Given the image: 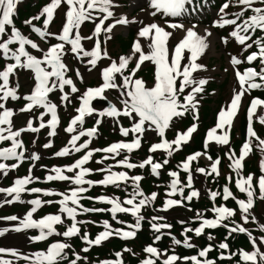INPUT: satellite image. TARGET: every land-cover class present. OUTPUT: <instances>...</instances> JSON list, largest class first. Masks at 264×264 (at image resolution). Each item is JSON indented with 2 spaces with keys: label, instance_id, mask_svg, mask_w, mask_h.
Wrapping results in <instances>:
<instances>
[{
  "label": "rangeland",
  "instance_id": "rangeland-1",
  "mask_svg": "<svg viewBox=\"0 0 264 264\" xmlns=\"http://www.w3.org/2000/svg\"><path fill=\"white\" fill-rule=\"evenodd\" d=\"M26 0H0V54L5 56L7 58V62L4 66V68L0 69L1 71V77L3 79V83L0 86V98L3 99V103L1 104L2 106H5L1 108V121H5L3 124L0 125V143H1V136L4 134L5 131L9 132V135L12 136V139H14V142L10 147H2L0 148V157L4 159L3 164L5 166H8L6 161L11 162V163H16V152L20 148L21 144V137L23 134L20 133V131L24 128H30L33 129L34 132L36 133L35 135H32L31 140H34L37 136L38 138H41L43 140L44 145L42 144H34L32 145L33 150H38L37 152H32L29 153L30 156L24 158L25 162L29 161L31 159H35L36 161H41L42 158H45L42 160L41 164H37L36 166L35 163L32 161L31 164L27 166V168L22 167L18 172L15 168H12L15 173L18 175L17 177H20L23 175V172H26L27 170L32 168L31 175L24 178L26 185L29 186L30 182L35 179L36 171L42 168H47L50 167L52 164L51 162V157L53 154H49L48 152L45 151L47 148L53 147L55 144L53 142L54 137H59L58 141L60 140V145L58 146V151L54 153V157L58 156H66V155H77L78 158L89 155L92 157L93 152L91 150H88L87 147L81 149L78 153L76 150L77 147V140L76 139V132L80 131V126L82 125V122H77V114L78 110L81 107V104L79 102L83 99L86 93V89L82 87L77 86V82L83 83L86 85L89 83L91 80L93 82H97L96 85L99 84H104V80L102 77L103 69L108 67L111 64V61L113 60L117 64V70L113 73L115 74V80L113 81L112 79V88L110 89L111 93H116L117 96V101L120 103L121 106L123 107H118V111L115 113L112 106H109L104 108L103 111L101 112L100 110H97L93 106L92 110L89 109V106H85L84 110L85 112L82 113L84 114V118H92L96 120V118H101L106 117L107 120L109 121H104L101 125V134L103 133L106 142L114 140L116 138L114 136L115 132H118L119 129H121V124L125 127H130L129 129L124 128L122 131H126L124 133H127L126 135L128 136L129 134H132L135 136V138L132 140L131 143L129 144H121L120 150H126L128 151H135L137 149V146H135V143H138V139L141 138L142 136L148 134V138L152 141H155L158 139V137L162 134H164V131L169 128L171 123L173 122L174 118L179 115L180 113H183L188 106H193L196 108L197 103L196 100L199 97H206L205 94L202 96L204 91V86L208 84L210 80H217L219 83L223 80H225L224 83V88L222 89L221 87L219 90H214L212 92V98L215 100V103L212 102L210 103L211 106H214L216 111H218V119L222 116L224 113L228 102L232 98V90H231V83L232 79L234 76V62L230 61L229 59L233 60L237 58L240 62H243L246 60V57L244 56V49L245 47L238 42V40L231 38V34H233L236 30H239L241 36L240 38L237 37L238 39L241 40V43L248 44L246 48H251L252 44H250L249 41H252L253 37V29L257 28L264 31V5L259 7V9L255 10L254 14H251L249 16H244L245 13L249 10L248 6L251 4H248L244 7L242 4L241 7L238 10H233V9H228L226 8L227 5L225 3L226 0H220L219 4L213 6V8L210 7L209 4L206 3L209 2V0H193L195 3L194 7L192 6L193 2H188L187 7L191 11H189L186 8L179 7L181 3L178 5H174L173 1L174 0H158L163 6H166L165 9H159L160 6H156L151 8V2L155 0H110L111 2L107 4L105 7L110 9L112 11L111 14H108L106 10L103 8L104 5L101 3V0H85L82 2V0L77 1V6H78V11L80 10V13L76 14L75 18L71 14L70 17H72L71 20V25L73 26L72 29V34L70 35V38L66 37V34L64 35H48L45 33L40 32V28H45L47 25H50L52 29H55L56 32L61 33L62 28H63V23L65 22L64 20L68 18V13L70 11V6L68 4H71L70 0H62L63 2V7H62V14L60 13L57 16H51V14L48 11V8L43 11V14L46 15L47 19L44 24H42V27H36L34 26L35 24H39L37 22L36 18L32 19H27L25 24L29 27L27 29V32L22 30L21 26L18 28L15 25H12V19L16 17V12H17V7L20 6L23 2ZM52 1H50L51 4ZM179 2V0H178ZM199 2H202V5L204 6V10L202 9L203 7ZM235 2L233 0H228V4H234ZM255 3V2H254ZM43 2H40L38 4V7L41 6ZM67 4V5H66ZM115 4H120L123 9L119 12L121 16H128L129 14L134 17L137 15L140 11L142 10H150L152 12V15L154 14V18L156 21L163 23L165 25V36H169L173 32L172 26L168 24L169 19L168 17H171L173 14H176L175 12H178V9L182 16L177 17L180 22H173V23H182L185 26H189L187 24L189 23H184L186 21L190 22L192 19L193 20H198L196 18L198 13L193 12L192 8L195 7L197 8L196 11H199L200 18L204 17V11H207L208 15V21H199V23H196L199 28H197L198 32H201L200 27L202 28H209L210 25L216 24V23H222L228 20L229 18L232 17H237L240 16V19L235 23V30L232 32L234 26L232 24L230 25H225L223 27H219L216 29V32L220 37L222 38V43L219 42V38L216 37L214 39V48H211L210 46H204L203 49L199 53L198 57V62L200 64H205L208 65L209 63V68L212 71L211 75L203 74L202 72H195L192 75H187V73H184L185 67L189 64L188 59L184 60V64L182 66L183 72L178 75V81L182 85V89H185L184 93V100L183 97L181 96V93H177L179 90L177 88L174 89L172 85V78L170 79L168 76H161L163 79V84H164V93H161L160 91H156V83L153 84H148V83H141V82H136L135 80L127 79L124 78V71H128L129 64H133L136 62V60H128V54L130 53L131 50H126L125 54H122L119 46V42L123 43V41L119 38V42L117 41V35L119 36H127V34L130 31H135V35L137 34L138 26L141 24H148L147 20H142L141 22H133L131 25H129L128 28H121L120 31H118L115 28V23H116V14L114 11ZM99 7V8H96ZM199 9V10H198ZM90 12L96 11L100 12L101 15H105V31L102 32V38L104 39V44L106 45V51H104L101 55L97 54V52H94L93 45L90 43H87L85 40L86 38L84 35H82L83 32V21L86 19L88 16V11ZM210 14V15H209ZM98 16V15H97ZM157 16H160V18H157ZM195 16V17H193ZM28 18V16L26 17ZM100 18V16L95 18V21H97ZM205 20V19H204ZM183 21V22H182ZM159 23V25H160ZM19 24V23H18ZM34 24V25H33ZM55 24V25H54ZM194 24V25H196ZM20 25V24H19ZM35 29L37 32V37L38 40H31L32 36V30ZM38 29V30H37ZM136 29V30H135ZM86 32H91L92 31V23H88L85 26ZM183 30V29H180ZM185 32V30H184ZM215 36L217 34L215 31H213ZM182 34V33H181ZM185 34V33H184ZM32 35L36 38V36L32 33ZM22 36L27 40V42H24ZM254 38V37H253ZM264 38V35L261 38H254V44L258 45V54L263 55V50H264V43L261 44L260 42ZM152 39V38H151ZM40 40H46L49 42V45H54L58 46L60 45L59 43H62L65 45V43L68 44L69 48H64L62 49L61 47H56L54 50V53H51L53 55H50L49 49L45 48L39 41ZM153 40V39H152ZM31 46V48L36 52V56L38 58L43 59L41 62H38L39 66H42V70L46 73H52L53 72V67L51 64V61L54 62L55 60H49V55L50 58L55 59V56L58 55V60L62 66V69L64 70V73L66 74V81H61L59 78L52 76L50 77L48 82V85L45 87V89H51L54 88L53 92H58L59 94L56 95L58 96V103L61 106V104H65L66 100L68 97V106L69 108H64L61 113L63 116L68 115L72 117V128L69 127L64 128L62 126L57 127L55 131H53V126L55 124L50 125L51 120L53 118V114L55 113L54 110H52V102L50 100H46L44 103L37 105L35 103V98L34 95L36 92L40 91L37 86H39V82L36 81L35 72L37 73V67L36 63H30L29 62V57L32 58L26 51H24L25 46ZM13 46L14 48L11 49L10 47ZM72 47V48H71ZM174 47H176V44H174ZM224 50V51H223ZM137 51L141 54L143 51L139 48ZM72 53L71 55H74V58L68 56V54ZM17 56L22 57V62L20 64L19 69L22 71V73H11L9 71V68H11V64L14 63V60L17 58ZM70 57V60L72 62L68 61ZM155 57V56H154ZM154 57H147L148 59V65L150 64H156V58ZM151 58V59H149ZM247 61V60H246ZM135 64V63H134ZM55 67V65H54ZM208 67V66H207ZM256 67L260 69V61L256 63ZM156 67L154 66H148L143 68L139 73L136 74V77L141 79V80H148V81H155L157 77V71L155 69ZM77 70V71H76ZM237 70V69H236ZM248 70V68H247ZM252 70V75H256V72L253 69ZM244 74V71H243ZM132 72L127 75V77H131ZM76 77V78H75ZM249 80L247 79L245 81L248 82ZM119 82V83H118ZM83 86V85H82ZM18 88V89H17ZM44 89V90H45ZM181 89V88H180ZM222 89V90H221ZM19 90V91H18ZM57 90V91H56ZM18 91V92H17ZM19 93V94H17ZM56 97H53V100L56 102ZM153 97V101L155 103V110L158 115H160L162 118H164L165 121V126L162 128L158 121L154 119L151 115H149L145 111V107L148 106L150 98ZM18 99V100H16ZM250 99V94L247 92L246 98L244 99L245 102L247 103L248 100ZM99 100V99H98ZM204 100V99H203ZM12 101V102H11ZM16 101V102H14ZM21 101V103L19 102ZM26 101H30L31 103H26ZM9 102V103H8ZM125 102V103H124ZM179 102V103H178ZM183 102V103H180ZM8 103V104H7ZM245 103V104H246ZM127 104V105H126ZM140 104V106H138ZM44 105V106H43ZM204 103H200V106H203ZM231 103L228 105L230 106ZM128 106V108L126 107ZM64 107V106H63ZM128 109V113L125 112L123 108ZM41 108V109H39ZM59 108V107H58ZM213 108V109H214ZM175 110V111H174ZM207 108H202L199 113V120H198V125H199V132L200 131H206L208 130V125L209 123H206V119L210 117L212 114L211 111H209L208 115H206ZM244 110V109H243ZM37 111V114L35 113ZM123 111V112H122ZM243 112V111H242ZM241 113V111H240ZM240 113L237 116V121L234 122L232 127H230L231 132L236 131L238 132V129L240 127ZM70 114V115H69ZM242 114V113H241ZM256 117H258L260 120H264V109L262 107H259L255 113ZM121 115H131V117H122V123L121 122H116L118 118ZM176 115V116H175ZM215 117L217 116V113L214 111ZM12 118V119H11ZM63 121V120H62ZM114 121V122H113ZM64 123V122H63ZM68 123V122H67ZM87 123V122H86ZM85 123V124H86ZM97 123V122H93ZM46 124L47 127L41 130L40 132L41 135H37V132L40 130L39 128ZM101 124V123H100ZM143 124V125H141ZM4 126V127H3ZM219 127V122L217 121L216 127ZM75 127V128H74ZM93 127V126H92ZM217 127V128H218ZM74 128V129H73ZM93 129V128H92ZM165 129V130H164ZM82 130V129H81ZM212 128L209 130L211 131ZM220 132L223 134L226 130V128L223 126L222 128H219ZM208 131V132H209ZM179 132V128H177L174 125H171L168 130H166V136H161V139L163 137H166L168 140L172 141L173 139H176V134ZM185 130L182 132L184 133ZM198 132V129H197ZM195 133V135L197 134ZM25 133V132H24ZM64 133L66 134L64 137H60V135ZM175 133V135H174ZM253 134V130L250 132ZM122 134V133H121ZM123 135V134H122ZM96 136V135H93ZM125 136V135H123ZM96 138V137H94ZM83 141V140H81ZM186 141L183 142H173L170 143L174 146L172 149H167L164 150L163 152L166 154L167 157L172 156L174 153H179L181 150H183V147L185 146ZM213 145L217 148L222 147L225 148L228 144V139L225 140L224 142H217L213 141ZM211 143L208 144L210 146ZM101 150V149H100ZM105 151V150H102ZM145 151V150H144ZM51 157H50V156ZM128 156V155H127ZM142 154H133L131 153V157L138 159L136 162L140 165L138 166L139 168L147 166V163L145 161L147 160L146 158H141ZM149 156H152L151 154ZM47 157V158H46ZM154 159L156 161H159V157L157 154L153 155ZM190 157H193V155L187 156V160L184 161V163H180V169L181 170H189L188 168V162L190 160ZM124 158V157H123ZM72 159V158H71ZM109 158H105V156L102 157H97L95 155L93 157V160H97L100 163H97L98 165H101L102 167L98 168V170H104L106 166V175L104 177H113L115 176V172L119 170V172H122L123 170L121 169V162L114 159V157H111L110 159L111 162L108 160ZM114 159V160H113ZM170 159V162L172 164V168L170 171H173L177 164L180 162L179 158H168ZM193 158L191 161H193L192 166L194 167L195 174H207L210 175L211 172L214 171L216 165V161H213L211 158L204 159V158H199V160H195ZM234 162L238 164V160L235 157ZM132 161V160H131ZM203 161L204 164V169L201 168L199 165L200 162ZM62 160L56 158L55 163L56 164H61ZM166 162V160H165ZM22 164V163H21ZM20 165V164H18ZM39 168H38V167ZM96 165L92 164L90 166L91 169H94L95 171ZM118 167V168H117ZM53 168L52 171H58L59 174L53 173L52 171L48 172V175H56L59 178H62V176H67L70 175L71 173L73 174H79L80 171H82L81 166L79 168L77 167V164H67L63 165V168H58L56 165L50 168V170ZM137 168V167H135ZM10 169V170H12ZM117 169V170H115ZM122 171H121V170ZM155 172L159 173L160 170L162 169L161 167H156L154 166ZM169 173V172H168ZM63 174V175H61ZM2 176V175H1ZM35 176V177H34ZM38 178L46 180L47 176H44L42 172L38 173ZM82 177V176H80ZM170 176H168L169 178ZM204 177V176H203ZM201 178V177H200ZM204 181V179H201ZM200 180V181H201ZM174 185L177 183L178 186L181 185L179 181H177V178L174 180ZM183 181H186V178L184 177ZM191 181V180H190ZM18 182V181H16ZM137 183V182H136ZM44 184V183H43ZM192 184V183H191ZM45 185V184H44ZM195 191L193 192L194 195L200 196L203 194H208L207 188L202 185V184H196L195 183ZM240 187H242L240 185ZM247 187V186H245ZM25 189V186L23 190ZM33 189V188H31ZM244 190H247V188H244ZM25 192L18 194L15 198L16 200H20L22 203H28L27 201L29 200L28 197H23ZM228 194L231 195L229 192ZM170 195H173L172 193H169ZM218 194L215 192L212 196L216 197ZM88 198V197H86ZM156 197L154 196H148L149 201H153ZM2 204L5 201H10L11 196H6L4 198H1ZM64 205L67 206V204L71 203V201H64ZM261 202H264V198L261 200ZM67 203V204H66ZM143 205H146L145 203ZM14 206V207H13ZM182 207L180 206L177 202L175 204L173 203H168L165 208H161L162 213H166L167 217L169 218H177L180 220V223H184L187 221H190V217L192 215V212L187 208L184 207L181 213L178 211L179 208ZM25 206L21 204H14V203H6L4 204L0 209H1V214H6L7 211L10 209L18 210V211H25ZM69 209V207H66ZM33 211L35 209H32ZM158 211V209H157ZM22 213V216L25 219L32 218L34 213L31 212L29 214H24ZM181 214V215H180ZM231 215V214H230ZM229 216V215H228ZM71 217H78V215H73ZM78 219H75L76 222H78ZM196 219H192V221H195ZM198 221V220H197ZM18 221L15 219H10V218H2L0 219V226L5 227V226H17ZM161 229H164L165 231H168L170 228L166 226H160ZM59 230L62 229L61 226L58 228ZM62 231V230H61ZM59 238V234H55L51 240V242L57 241ZM29 237L26 236L24 233L21 234V232H13L11 236L8 237V241H10L13 249H25V247L28 245V240ZM109 238H107L108 240ZM77 241V240H76ZM50 242V243H51ZM189 240L182 241V244L189 243ZM75 243V242H74ZM76 244V243H75ZM159 257L161 258L162 262L164 263H173L175 261H168L164 254L160 253ZM264 258V256H263ZM200 264H207L205 263H200Z\"/></svg>",
  "mask_w": 264,
  "mask_h": 264
},
{
  "label": "bare ground",
  "instance_id": "bare-ground-1",
  "mask_svg": "<svg viewBox=\"0 0 264 264\" xmlns=\"http://www.w3.org/2000/svg\"><path fill=\"white\" fill-rule=\"evenodd\" d=\"M102 2L104 5L110 3L109 0H102ZM186 2L187 0H179V2L178 0H174L173 4L176 6L179 3H181L179 6L185 7ZM153 4H155V2H153L152 5ZM160 8L166 10V6L161 5ZM49 10L52 16L55 13L59 14L60 13L59 1L55 0ZM121 10H122V6L116 5V9H115L116 19H117L116 29L118 31H120V29L123 27L127 28L135 20L147 19V21L149 22L148 27H144V26L141 27L134 49H132L128 55V58L130 60L134 59L136 61H139L144 59V56L145 57L156 56L155 60L159 65V71L162 74L171 77L174 82L177 81L178 75H180V73L182 72L181 67L184 64L185 59H188L189 61V64L185 67L184 70V73H187V75L194 74V72H199V71L205 75L207 74V76L212 74L211 70H208L205 64H199L198 62L199 53L204 46H210L211 48H214V39L217 36L213 34L212 29L200 27L201 32L199 33L196 30L197 28L196 26L171 24L174 30L172 34H170L167 37L165 36V26L159 25V23L153 19L152 14L148 10H142L136 16L126 17V18L120 15L119 12ZM42 30L47 31L50 34L56 33L54 29L48 27H45V29L42 28ZM63 33L64 32H61V34L57 33V35H62ZM173 44H176L177 46L173 47ZM138 48H140L143 51L141 55H139L137 51ZM55 65L57 66L58 75L63 80H65L66 77L62 71L60 62L56 61ZM244 78L245 75L239 74L236 71L234 72V76L231 83L232 98L229 101L228 105L230 103L232 105H237L238 103V106L239 105L243 106L245 104L244 99L246 98V90H245ZM101 97L105 99V101L103 100L104 102H96L94 100L91 102L90 107L93 108L94 106L95 108H97V110L104 112L103 109L106 107L109 108L110 106L109 104H112L113 106L112 108L114 112L116 113L118 111V107L117 109L115 108L114 105L115 102L108 96L107 90L105 93L101 94ZM152 101H153V97L150 98V103L147 107H145V111L149 115L154 117L159 122L161 127H164V120L161 117H159V115L156 113ZM232 105L230 107L228 106L222 115V118L224 120V126L232 125L235 121H237V117L233 119L229 116ZM254 105L262 106L264 109V103L260 101H255ZM138 106H140V104H138ZM224 137H227V135L221 134L220 132H218V130L211 131L210 138L214 140L222 141ZM248 150L249 148L245 149L244 152L247 153ZM198 157H202V154H197L193 158H198Z\"/></svg>",
  "mask_w": 264,
  "mask_h": 264
},
{
  "label": "trees",
  "instance_id": "trees-1",
  "mask_svg": "<svg viewBox=\"0 0 264 264\" xmlns=\"http://www.w3.org/2000/svg\"><path fill=\"white\" fill-rule=\"evenodd\" d=\"M255 94H258L264 98V90L259 91V92L256 91ZM189 120H190V118L187 117L186 119H184L182 121V123L187 124L189 122ZM245 123H246V120H245V118H243L242 135H244V132H245ZM236 143L239 144V141L237 140ZM197 147H202L200 140L193 148H197ZM260 157H261V153L256 150L255 151V160L247 163L246 170L247 171L248 170H255L256 172H259V158ZM220 181L218 182L219 184H220ZM224 181H225V179H222L221 182H224ZM145 182H147V183H145L146 185H148V186L151 185L149 182V179H147ZM214 186H215V184H214ZM120 194H124V192H120ZM209 204H211V201L209 199L201 198L200 200H195L192 203V207L195 210L196 208H204ZM252 209L256 212V214H255L256 216H259L262 219H264V204L263 203H256ZM239 212L240 211H238V216H239ZM239 219L241 220V217H239ZM241 221H243L242 222L243 225L245 226V228L247 230H249V232L254 236V238L261 239L264 237V231L257 226V223L254 222V218L251 217L249 220L243 219ZM210 232L215 237H217V239L225 240L228 243L230 254L232 255V259H231L232 261H228L226 259H219V257H217V255H218V253L223 252V251L220 250L219 248H216L215 246H214L213 251L209 255L210 257H215L219 261L220 264H230V262H234V263H238V264H253V263L242 262L240 259V252L242 249H250L251 248L253 250V246L249 240V237L245 233H230L228 238H226V232L227 231L223 228H218L217 230H212ZM187 234L189 236L193 235L191 233H187ZM202 239L203 240L201 241V245H203L205 242L209 241V239L207 237H203ZM151 240H152V234H150L149 227L147 225H145V227L138 232L137 238L129 242V245L132 246L133 250H134V253L133 252H129V253L127 252V261L129 262V264H135V262L138 260V256H136V253L138 251H141V248L145 242L151 243ZM118 243L112 244L113 246L115 245L114 248H117V247L121 248L122 247L123 242H120L119 244ZM157 246H159L163 250H167L168 252L174 251V249L171 247L172 245L169 244L168 240H165V239L163 241L159 242L157 244ZM177 247L178 248L176 249V252L180 256H187V255L196 253V248L189 249V248H186L182 245H179ZM94 252L98 253L100 255H103L105 253L108 254L110 252V248L104 247V248L95 250ZM180 264H192V262L189 261L187 263H180ZM261 264H263V263H261Z\"/></svg>",
  "mask_w": 264,
  "mask_h": 264
}]
</instances>
